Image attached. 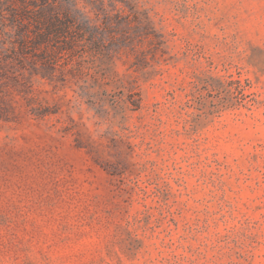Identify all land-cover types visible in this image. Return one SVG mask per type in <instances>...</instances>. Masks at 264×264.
Masks as SVG:
<instances>
[{
    "label": "rangeland",
    "instance_id": "1",
    "mask_svg": "<svg viewBox=\"0 0 264 264\" xmlns=\"http://www.w3.org/2000/svg\"><path fill=\"white\" fill-rule=\"evenodd\" d=\"M0 264H264V0H0Z\"/></svg>",
    "mask_w": 264,
    "mask_h": 264
},
{
    "label": "trees",
    "instance_id": "2",
    "mask_svg": "<svg viewBox=\"0 0 264 264\" xmlns=\"http://www.w3.org/2000/svg\"><path fill=\"white\" fill-rule=\"evenodd\" d=\"M58 27H56V25H52V24H48L46 27H45V30H46V33L41 35L42 37L40 39H43L44 37H48L50 34H53V33H60ZM56 35V34H55Z\"/></svg>",
    "mask_w": 264,
    "mask_h": 264
}]
</instances>
